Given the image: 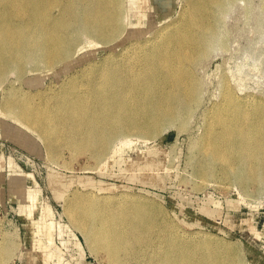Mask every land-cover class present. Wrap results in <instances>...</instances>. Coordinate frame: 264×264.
Returning a JSON list of instances; mask_svg holds the SVG:
<instances>
[{"label":"bare ground","instance_id":"6f19581e","mask_svg":"<svg viewBox=\"0 0 264 264\" xmlns=\"http://www.w3.org/2000/svg\"><path fill=\"white\" fill-rule=\"evenodd\" d=\"M226 1L230 2L184 1L176 20L133 43L125 57L89 63L81 70L82 81L70 77L50 97L36 100L27 92L21 98L9 94L0 103V128L21 144L32 139L28 133L34 134L50 157L64 145L88 153L105 169L109 160L137 139L146 141L165 124L182 121L185 109L197 102L199 87L191 64L205 54V43L212 35L211 8H222ZM172 4V0H0V83L8 73L21 72L30 60L49 70L61 63L54 72L58 77L98 57L102 52L98 44L108 46L120 37L146 34L166 20ZM83 40L88 50L74 59V49ZM246 99L235 98L224 88L220 102L210 109L197 142L198 175L211 178L223 169L240 183L264 185V103ZM5 119L21 129L12 132ZM15 166L9 159V194L20 203L25 220H32L40 189L31 174ZM123 196L75 193L63 198L69 225L58 224V235L65 251H78L74 264H87L74 230L83 235L90 251L104 253L106 264H130L142 252L148 264H238L232 246L194 239L198 233L182 239L158 225L154 204L134 200L137 195ZM42 208L45 220L34 226L35 258L40 264H52L57 257L63 264L62 249L53 245L52 209L48 204ZM25 228L30 229L28 224ZM64 232L66 239H62ZM5 252L6 246L0 244V258Z\"/></svg>","mask_w":264,"mask_h":264},{"label":"rangeland","instance_id":"374dc122","mask_svg":"<svg viewBox=\"0 0 264 264\" xmlns=\"http://www.w3.org/2000/svg\"><path fill=\"white\" fill-rule=\"evenodd\" d=\"M184 1L172 0L170 15H166V20L160 24L151 26L146 34L129 39L120 37L108 46L98 44L97 47L102 49L98 57L89 58L68 72H61L58 77L54 72L62 67L61 63L49 70L51 67L42 63L27 61L21 72L8 73L1 81L0 103L11 93L21 98L24 92L41 100L57 92L70 77L82 81L84 66L88 67L89 63L100 65L105 57H125L133 43L145 40L161 24L176 20ZM159 13L164 15L162 11ZM209 15L212 35L205 43V54L198 55L191 64L199 87L197 102L185 109L182 121L165 124L146 141L137 139L109 160L105 169H101L88 153L82 155L64 145L50 157L45 144L34 134L28 133L32 139L21 144L0 128L3 163L0 169V244L6 246V252L0 258L2 264H40L34 255L38 238L34 235V226L37 221L45 220L42 212L45 204L53 213V245L62 249L63 264H74L79 253L76 248L65 251L61 247L58 224L69 225L66 204L62 200L75 193L97 197L140 196L133 199L154 204L152 210L157 214L155 219L160 227L174 230L185 240L198 233L200 235L194 239L228 244L234 248L238 264L250 261L264 264V185L261 182L240 183L234 174L223 169L211 178L197 173L201 160L197 142L204 133L210 109L221 100L223 89L228 88L235 98L264 103V0L226 1L222 8L213 6ZM121 41L123 44L113 49ZM86 45L83 40L75 47L74 59L88 50ZM28 80L41 82L30 84ZM5 122L12 132L21 129L11 119H5ZM9 159L14 166L16 164L17 170L31 174L40 189L32 220H25L20 203L10 197ZM25 224L30 229L27 230ZM74 233L84 250L83 261L106 264L103 252L90 251L83 235L78 230ZM65 234L62 239H66ZM24 249L28 254H24ZM146 258V252H142L131 259L130 264H148ZM60 262L57 257L52 260V264Z\"/></svg>","mask_w":264,"mask_h":264}]
</instances>
